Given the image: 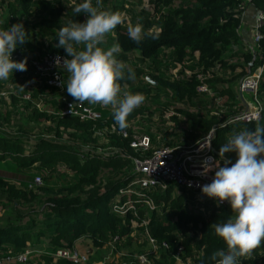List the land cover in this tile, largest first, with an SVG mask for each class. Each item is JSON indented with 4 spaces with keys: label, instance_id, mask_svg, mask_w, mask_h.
<instances>
[{
    "label": "trees",
    "instance_id": "16d2710c",
    "mask_svg": "<svg viewBox=\"0 0 264 264\" xmlns=\"http://www.w3.org/2000/svg\"><path fill=\"white\" fill-rule=\"evenodd\" d=\"M79 2L75 0V5ZM141 4L142 0H101V10H125L131 16V25H142L146 33H158L157 39L145 36L136 43L128 36L127 24L118 25L106 36L109 45L120 46L116 58L125 65V79L119 81L122 91L144 96L143 103L127 117L125 129L140 115H163L159 99L167 93H171L175 113L180 115L172 117L178 130L167 142L171 145L198 140L216 127L213 146L219 154L220 146L232 135L264 126V76L258 91L263 104L261 121L228 123L232 115L245 108L236 88L249 72L264 64V25L260 29L262 40L254 52L245 48L240 31L248 7L264 14V0H152L150 9L139 10ZM73 9H67V0H0V12L8 14L0 29L23 21L28 41L17 51L66 58L64 49L55 47L57 32L72 22L86 21L85 14L77 15ZM178 66L182 69L174 74ZM128 69L135 73L132 80L127 79ZM208 73L213 77L205 82L226 99L227 110L218 116L212 112L213 102L197 93L199 76ZM31 74L29 70L16 71L6 82L22 94L32 80ZM11 98L10 109L6 100L0 99V126H13L19 132L17 136L0 133V207L5 212L0 217V255L39 248L45 241L50 248L71 249L81 244L84 251L100 253L116 240V253L132 251L122 258L124 264H138V255H146L151 264H163V258L168 264H179L174 256L180 248L184 249V262L192 258L191 264H214L211 255L224 249L225 244L215 235L213 225L232 217L230 207L217 206L202 196L204 210L196 209V204L187 201L191 196L197 202L194 193L181 189L172 199L171 186L164 194L155 193L158 207L150 217L147 234L144 228L133 227L132 215L121 217L112 211L119 191L136 177L131 161L86 149L120 145L126 153L135 155L129 141L119 135H96L97 129L110 130L115 125L111 111L100 110L99 120L81 121L35 110L23 112L20 100ZM63 134H67V141L60 139ZM30 135L35 138L29 139ZM217 157L222 164L224 156ZM230 158L234 163L235 154ZM37 176L43 185L31 190L29 185ZM61 176L67 179L65 185L59 181ZM166 215L170 216L167 220ZM149 237L159 247L166 243L169 249L162 247L159 257H153ZM45 262L48 264L50 258ZM242 264H264V243Z\"/></svg>",
    "mask_w": 264,
    "mask_h": 264
},
{
    "label": "built area",
    "instance_id": "2783aa9c",
    "mask_svg": "<svg viewBox=\"0 0 264 264\" xmlns=\"http://www.w3.org/2000/svg\"><path fill=\"white\" fill-rule=\"evenodd\" d=\"M152 0H142L139 10H148L151 7ZM251 2V0H248ZM129 4V3H128ZM138 8V3L136 4ZM75 0H67V9H73ZM127 8V7H126ZM116 12L121 13L124 23L121 26L130 24L131 16L127 11L118 9ZM8 14L0 12V23L5 22ZM87 19V16H83ZM23 23V21L21 22ZM264 25V14L258 13L256 18V27L253 32V41L251 44H246L245 48L254 52L262 40L260 29ZM242 30V27H241ZM240 30V31H241ZM115 35V34H113ZM109 44L105 42L101 47L109 48ZM19 53L21 60L27 59V70L32 71V80L26 84L25 90L22 94L15 92L13 85L0 81V99H5L10 109L12 96L20 100V111L35 110L40 113H47L50 115H60L61 117H76L81 121H96L101 118V111H111L110 108H105L99 104H89L87 102L78 103L66 91V84L68 80V73L62 69L63 60L65 57L53 53H43L42 55L22 52L15 50L12 54ZM59 62V63H58ZM182 69L181 66L173 72L178 74ZM16 72V71H14ZM13 72V73H14ZM187 74H190L187 71ZM11 75V74H10ZM264 76V64L261 65L255 72L249 74L242 79L236 88L238 100L245 106V108L234 115H232L228 123H257L261 121L263 115V104L258 99V91ZM213 74L208 73L205 77L199 76L201 83L197 86V93L200 97L207 98L213 102V114L218 116L224 114L227 108L225 107L226 99L215 89L211 88L205 81L212 78ZM225 86H223V89ZM248 95V97H246ZM171 93L164 94L159 99L160 112L163 115L170 114L166 118H170L175 114L176 107L172 105ZM179 108V107H177ZM184 109V108H182ZM186 109V108H185ZM101 110V111H100ZM157 114V113H155ZM177 114V113H176ZM177 116H180L177 114ZM147 115L139 116L135 121L129 124L128 129L120 130L116 125H112L110 130L97 129L96 135L101 136L104 132L117 134L119 137L129 141V147L135 155L128 154L121 148L120 145L100 147L94 149L87 146L89 151H95L102 155H121L123 158L131 161L133 172L136 177L128 184L126 188L119 191V199L116 198L112 211L121 217L132 215L131 224L133 227L144 228L148 233L147 228L152 213L157 209L154 195L156 192L162 194L166 193L172 186L174 188L181 187L194 193L197 202L201 204L196 209L204 210L202 205L205 203L204 196L201 193V187L211 182L214 170L209 171L207 175H201L203 171V163L208 158H213L218 162V157L214 153V141L217 137V128H212L204 137L191 141L190 143L171 145L169 142L173 136L171 135L172 128H164L162 133L155 132V125H151L145 119ZM172 121V119H171ZM144 122L148 125L145 126ZM173 122V121H172ZM168 123V122H167ZM165 123H161L162 125ZM155 130V131H154ZM178 128L176 127V131ZM175 131V133H176ZM0 133L8 136H17L18 130L16 128L6 125L0 126ZM63 133V132H62ZM61 133V134H62ZM34 135H30L29 139H34ZM50 138L57 139L58 137L50 136ZM62 141H67V134H63L60 138ZM219 163V162H218ZM43 185L42 178L37 176L29 185L31 190H37ZM219 206L230 207L227 201ZM150 255L158 258V252L161 248L169 249V246L164 243L159 247L154 239L150 238ZM116 240L112 241L108 247L111 248L112 253L115 252ZM77 246H79L77 248ZM74 248H28L22 252L14 253L9 251L0 255V264H47L45 260L50 258L48 264H112L106 260L98 263L90 262L89 251H84L81 244ZM106 247V248H108ZM105 249V248H104ZM103 249V250H104ZM184 249L180 248L175 254V259L179 264H191V259L187 262L182 260ZM193 255L192 257H194ZM40 258L41 262H40ZM45 258V259H44ZM44 259V260H43ZM138 264H151L146 255L136 256ZM124 264V263H123Z\"/></svg>",
    "mask_w": 264,
    "mask_h": 264
},
{
    "label": "clouds",
    "instance_id": "9594fccd",
    "mask_svg": "<svg viewBox=\"0 0 264 264\" xmlns=\"http://www.w3.org/2000/svg\"><path fill=\"white\" fill-rule=\"evenodd\" d=\"M73 10L77 15L85 14L86 21L61 27L55 39V47L67 54L62 64L69 74L66 91L78 103L110 108L115 125L123 130L128 126L127 117L143 103L144 96L121 89L125 65L116 58L119 44L101 47L106 36L124 23L123 16L101 10V0H81ZM27 33L23 23L0 29V81L8 80L14 71H27L26 58L11 59L12 53L28 41ZM128 36L140 43L145 36L157 39L158 33H146L142 25L130 24ZM134 78L135 73L128 69L127 79ZM233 153L234 163L230 158ZM219 156H224L222 164L211 157L203 163L201 175L213 170L214 175L201 187V193L217 206L227 201L233 215L213 225L225 248L215 251L210 260L214 264H242L264 243V126L232 135L220 146Z\"/></svg>",
    "mask_w": 264,
    "mask_h": 264
},
{
    "label": "rangeland",
    "instance_id": "374dc122",
    "mask_svg": "<svg viewBox=\"0 0 264 264\" xmlns=\"http://www.w3.org/2000/svg\"><path fill=\"white\" fill-rule=\"evenodd\" d=\"M110 47H111V45H110ZM246 97H248V95H246ZM146 115L148 116L145 118L147 120L146 122H148L151 125L153 124L155 126H159L158 128L157 127L154 128V129H156V131L154 130L155 132L162 133L164 128L170 129V127H171L172 128L171 135L172 136L175 135L177 125H176V123L172 122L171 119H172V117L177 116L176 113L174 115H172L169 119L166 118V117L170 116V114H167V113L165 115H160L158 113L155 114L154 116H149L148 114H146ZM177 117H180V116H177ZM26 121H25V124L27 125ZM146 122H144L145 126L148 125ZM161 123H165V125L163 124L161 127V125H160ZM64 180H67V179H65V176H61V179L59 180L61 185H65ZM180 192H181V187L178 186V187L174 188L173 192L171 193V198L176 199L180 195ZM119 197L120 196L118 195L117 198L119 199ZM187 201L190 204H196L197 207L201 204L200 202H194L191 196H187ZM171 204H172V201L170 200V205ZM4 214H5L4 210L1 209V207H0V217L4 216ZM8 214L9 213H7V215ZM159 215H161V212H159ZM165 217L167 220V218H169L170 216L166 215ZM42 247L50 248L46 241L43 242V244H41L39 248H42ZM78 247L79 246H77V248ZM130 252H132V251L131 250H124L120 254H115V253H112V250L110 247L105 248L100 253H94L93 254V251H90L89 252L90 262L91 263H98V262H101L102 260H106L107 262H110L112 264H123L124 261L122 260V258L130 256L129 255ZM134 253H135V255H138V252H134ZM163 264H168L166 259H164V258H163Z\"/></svg>",
    "mask_w": 264,
    "mask_h": 264
},
{
    "label": "crops",
    "instance_id": "0c3cea01",
    "mask_svg": "<svg viewBox=\"0 0 264 264\" xmlns=\"http://www.w3.org/2000/svg\"><path fill=\"white\" fill-rule=\"evenodd\" d=\"M256 11L252 7H248L244 19L241 34L243 37L244 44H251L253 41V32L256 27V18H257Z\"/></svg>",
    "mask_w": 264,
    "mask_h": 264
},
{
    "label": "water",
    "instance_id": "95a60500",
    "mask_svg": "<svg viewBox=\"0 0 264 264\" xmlns=\"http://www.w3.org/2000/svg\"><path fill=\"white\" fill-rule=\"evenodd\" d=\"M11 59L14 60V61H20L21 55L19 53L12 54ZM148 81L152 82L149 78H148ZM154 84L156 85L157 83H154ZM214 153L216 155H219L216 150H214Z\"/></svg>",
    "mask_w": 264,
    "mask_h": 264
}]
</instances>
